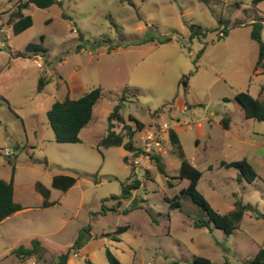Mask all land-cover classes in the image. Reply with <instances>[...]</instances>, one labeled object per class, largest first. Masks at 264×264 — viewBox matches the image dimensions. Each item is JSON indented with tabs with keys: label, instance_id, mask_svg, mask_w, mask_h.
Segmentation results:
<instances>
[{
	"label": "rangeland",
	"instance_id": "rangeland-1",
	"mask_svg": "<svg viewBox=\"0 0 264 264\" xmlns=\"http://www.w3.org/2000/svg\"><path fill=\"white\" fill-rule=\"evenodd\" d=\"M27 1L0 0V178H14L15 200L27 209L0 226V264H55L88 226L91 238L69 264H109L107 250L121 264H193L200 257L243 264L264 249V123L247 119L236 100L242 92L257 97L259 81L247 71L248 60L254 67L257 59L251 31L253 20L264 23V0H57L47 9H24L33 26L16 35L14 15ZM191 25L204 35L190 39ZM165 38L172 42L161 43ZM29 44L47 52L34 55L26 50ZM212 66L225 74L214 86ZM189 75L185 92L182 79ZM41 78L45 86L39 92ZM95 88L102 96L81 143H57L47 117L52 105ZM181 98L190 106L186 114L173 107ZM121 100L126 125L137 127L130 116L143 124L136 129V145L146 127L207 118L211 139L201 137L197 144L194 130L178 132L187 159L203 172L199 191L220 214L232 211L236 201L256 213L246 214L231 235L213 224L198 228L206 213L179 197L189 180L180 178L181 160L170 139L160 157L165 173L145 160L139 177L123 147H98ZM226 116L230 132L211 121ZM113 130L121 133L124 125L114 122ZM6 149L14 154L7 157ZM243 159L253 162L260 177L254 183L239 181L237 169L221 166ZM57 175L77 183L67 192L54 189ZM136 179L140 187L128 199H111ZM37 183L50 189L51 206L43 207ZM171 200L181 207L171 209ZM33 239L41 242L42 259L7 251L29 248Z\"/></svg>",
	"mask_w": 264,
	"mask_h": 264
},
{
	"label": "trees",
	"instance_id": "trees-1",
	"mask_svg": "<svg viewBox=\"0 0 264 264\" xmlns=\"http://www.w3.org/2000/svg\"><path fill=\"white\" fill-rule=\"evenodd\" d=\"M57 3V0H28L26 3L21 4L14 15V33L16 35H20L33 26V18L30 15H25L23 13V10L26 9L30 4H33L40 9H47L56 5ZM63 17L67 18L66 15H63ZM223 23L224 22L221 21V24ZM262 31L263 20L258 17V19L254 20V22L252 23L251 38L258 44L259 48L255 71L260 70L264 72V41L262 39ZM190 32V39L197 37L199 34L204 35L203 30H201L199 27H195L194 25L190 26ZM224 33L226 34L225 31ZM171 40V38H165L160 42L168 43ZM26 50L33 53L34 55H37L39 53L45 54L47 52L46 49L35 44L27 45ZM190 75L185 76L182 79V84L185 92H187L188 89V81L190 79ZM44 86L45 82L41 78L39 80V92L43 90ZM101 96L102 89L95 88L89 92L83 93L77 98L66 96L63 101H57L52 105L51 109L47 113V117L53 130L55 141L57 143H81L80 133L91 122L93 118L94 107L100 100ZM236 100L242 106L245 117L247 119H253L255 121L264 123V100L254 98L248 92L239 93L236 96ZM123 109V101L121 100L117 105H115L112 113L108 117V132L100 140L98 147H123L127 151L134 148V135L136 133V129H141L143 124L140 121L136 120L134 117L130 116L129 120L136 123L137 127L134 128L131 125H126L122 115ZM114 122L122 123L124 125V130L121 133H117L113 130ZM230 122L231 118L226 116L222 119L221 125L224 129H229ZM170 141L174 146V153L181 160L179 172L180 178L189 180L188 186L181 191L179 197L184 196L190 198L195 205L200 207L206 213L207 219L200 220L198 223H196V227L210 228V225L213 224L216 228L223 230L227 235L233 234L234 231L240 228V224L246 213H256L255 208L250 204H243L241 201H236L234 209L227 214H220L215 211L211 207L205 196L198 189L199 182L203 177V172L194 167L187 159L180 139L173 130L170 133ZM155 164L161 173H165V167L160 158L155 159ZM221 166L237 169L239 171V181L241 180V178H244L248 183L251 184L260 178L247 159L232 163H226L223 161L221 163ZM76 183L77 179L72 176L57 175L53 177L52 187L54 189L67 192L72 187H74ZM140 184L141 182L136 179L133 180L130 184L123 185L122 194L120 196H112L111 199H128L131 196L133 190L139 189ZM36 189L44 197L43 207L46 208L51 206L52 203L48 201L51 195L50 189L44 186L42 183H37ZM169 203L171 209H177L181 207L178 201L171 200L169 201ZM135 206V203H133L130 210H133ZM23 209L24 207L22 206V204L16 202L14 198V178H12V180L10 181H6L0 178V223L6 218ZM124 212H129V209L124 210ZM90 231L91 226L82 229L74 245L70 247L66 252L60 254L57 257L55 264H68L71 254L80 251L84 244L91 238ZM13 253L16 254L19 258H26L34 255H37L39 259L43 258V248L41 246V242L37 239L32 240L31 247L27 248L21 245L20 247L15 249ZM106 256L109 264H121L118 258L110 250H107ZM86 263L94 264L89 259L86 260ZM193 264L213 263L208 258L200 257L195 258ZM243 264H264V249H261L253 259L247 260Z\"/></svg>",
	"mask_w": 264,
	"mask_h": 264
},
{
	"label": "built area",
	"instance_id": "built-area-1",
	"mask_svg": "<svg viewBox=\"0 0 264 264\" xmlns=\"http://www.w3.org/2000/svg\"><path fill=\"white\" fill-rule=\"evenodd\" d=\"M220 38L224 37L223 33L219 34ZM36 64L41 68V63L36 61ZM173 130L172 125L164 121L151 128L146 127L139 131L141 137L139 138L138 145L134 144V148L129 150V155L126 157V162L133 169L134 176L139 177L138 170L143 169L144 161L155 162L156 158H160L166 154L167 140L170 139V133ZM14 154L13 150L6 149L5 155L10 157Z\"/></svg>",
	"mask_w": 264,
	"mask_h": 264
},
{
	"label": "crops",
	"instance_id": "crops-1",
	"mask_svg": "<svg viewBox=\"0 0 264 264\" xmlns=\"http://www.w3.org/2000/svg\"><path fill=\"white\" fill-rule=\"evenodd\" d=\"M256 11H258V9H256ZM259 12H261V11H259ZM23 13L25 14V12L23 11ZM26 15V14H25ZM253 22H254V20H253ZM240 25H242V24H240ZM245 24H243V26H244ZM263 28H264V23H263ZM262 33H263V31H262ZM263 39V38H262ZM170 42H172V41H170ZM170 42H168V43H170ZM258 45V44H257ZM258 53H259V48H258V51H257V59H258ZM249 59V58H248ZM257 59H256V62H255V65H254V67H253V64H251L250 65V61L248 60V71H247V73L249 74V75H252V77L253 78H255L256 80H258L259 82V84H258V86H257V99H261V100H264V72H262V71H260V70H257V71H255V66H256V63H257ZM214 69H215V71H216V78L214 79V81L212 82V84L210 85V86H214L215 84H218L219 82H222V81H224V77H225V74L220 70V69H216L214 66H212ZM72 92H74V90L72 89L71 90V93ZM83 93H85V92H83ZM83 93H80V95H82ZM70 95V97L71 98H77V97H79V95L78 96H75V95H73V94H69ZM255 98V97H254ZM173 107L174 108H176V109H179V111L182 113V114H186V112L187 111H191L190 110V106L181 98V99H178L176 102L174 101L173 102ZM178 119V118H177ZM207 120V118H200L199 120H195L194 121V124H191V123H187V122H185V124H181L179 121L176 123V122H174V123H172V127H173V131L176 133V135L178 136V138L180 139V136H179V131H195V139H196V143L197 144H199V140H200V138L201 137H204V136H208L209 135V133H207L206 132V130H205V127H204V122ZM212 122H215V124H218V126L219 127H222L223 128V126L221 125V122H217V121H213V120H211ZM91 123V122H90ZM89 123V124H90ZM88 124V125H89ZM211 124V123H210ZM87 125V126H88ZM86 126V127H87ZM85 127V128H86ZM84 128V129H85ZM83 129V130H84ZM82 130V131H83ZM225 130H227L228 132H230L231 131V122H230V127H229V129H225ZM82 131H81V133H82ZM81 133H80V138H81ZM209 138L211 139V137H210V135H209ZM82 141V140H81ZM17 149H19V148H17ZM248 160V159H247ZM249 161V163L253 166V162L251 161V160H248ZM225 162V161H224ZM194 167H196V168H198V163L194 160V162H190ZM253 168H254V166H253ZM229 169V168H228ZM73 188V187H72ZM69 191V190H68ZM14 198H15V186H14ZM16 201V200H15ZM17 202V201H16ZM24 211H27V209H23V210H21V211H19V212H17V213H15V214H13L12 216H10V217H8V218H6L5 220H3L1 223H0V226L1 225H3L5 222H7V221H9L13 216H16L17 214H19V213H21V212H24ZM246 214H250V213H246ZM245 214V215H246ZM245 215H244V217H245ZM251 216V215H250ZM243 220H244V218H243ZM243 220H242V222H243ZM241 222V223H242ZM240 229V228H239ZM20 246V245H19ZM24 246V245H23ZM18 247V246H17ZM16 247V248H17ZM16 248H14V249H16ZM28 248V247H27ZM14 249H12V250H7L9 253H12L13 251H14ZM69 261H70V259H69ZM68 264H69V262H68Z\"/></svg>",
	"mask_w": 264,
	"mask_h": 264
}]
</instances>
